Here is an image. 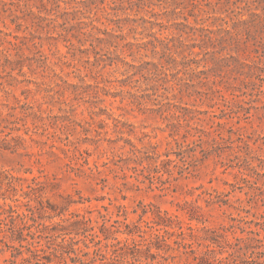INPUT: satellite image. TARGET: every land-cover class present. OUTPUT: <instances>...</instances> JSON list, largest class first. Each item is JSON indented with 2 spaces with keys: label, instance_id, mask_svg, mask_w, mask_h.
<instances>
[{
  "label": "trees",
  "instance_id": "1",
  "mask_svg": "<svg viewBox=\"0 0 264 264\" xmlns=\"http://www.w3.org/2000/svg\"><path fill=\"white\" fill-rule=\"evenodd\" d=\"M38 2L34 5L29 4L30 17L23 16V19L29 22L27 29L32 26L35 29L39 27L46 30L47 33L56 31L57 36L39 37L40 44L48 42L54 45L61 38L66 47L76 46L81 59L87 57L85 61L90 64L94 78L97 79L102 75L106 66L100 65V61H104L106 55L112 53L114 57H111L108 64L118 65L122 62L128 66L125 72H129L131 77L149 75L154 70H162L165 75L172 76V82L176 83L169 87V79H165L162 84L165 92L169 89L174 90L171 95L158 90V80H156L157 88L153 94L145 93L146 90L141 85L137 86L135 91H128L127 106L144 105L146 97L154 95V100L159 102L158 109H160L163 105L172 104L170 100L180 95L201 99L210 108L219 104L217 103L219 100L223 106L230 107L234 117L239 119L237 128L229 126L230 121L225 115H211L209 110L175 105L178 111L173 113L175 122L170 125V136L179 146H181L180 140L187 143V149L192 154L196 152L195 146H200L202 158L199 160L209 155H219L222 143L227 144L231 150L235 151V154L238 153L237 156H240L239 153L243 148L251 147L253 134L257 132V129L241 125L243 116L240 110L230 105L240 102L237 92L245 93L243 88H249L253 79L257 78L264 84V64L261 61L248 60L259 48L264 50V0H157V3L151 0H110V2L107 0H38ZM94 4L97 8L103 9L107 22L114 23L119 30L102 28L96 23L100 22V19L92 9ZM24 5L26 6V2ZM136 6L146 9L151 13L152 18H144V22H149L150 26L143 25L141 39L134 36V40H129V31L137 30L136 21L130 17V11ZM156 7L161 8L160 13L155 11ZM119 11L124 12L125 16H120ZM231 12L234 13V17L230 15ZM164 14L168 21L173 19L175 21L171 24L158 21L159 16L163 17ZM190 17H194L193 22H190ZM164 30H171V34L163 36ZM22 31L24 32V29ZM28 32L29 34L24 35L9 34L13 37L9 43L17 47L26 40L35 41L37 36L31 31ZM69 33L72 34L71 37L68 36ZM258 37H261V40ZM74 39L78 41V45L74 43ZM250 43L256 47L252 49ZM104 50L105 53H103ZM144 51H151L153 59L139 63L126 60L127 55L142 54ZM7 60L5 67L10 66L12 71L18 68L20 72H23L24 62L13 61L8 55ZM44 62L46 68L54 72V76L59 77L80 93L90 92L92 89L93 97L96 98L102 92L108 94L106 93L108 81L102 80L103 84L101 82L90 84L86 83L85 76H79L81 83H69L63 79V76L56 73L47 63V59H44ZM225 79L229 81L226 83ZM136 82L139 83L140 79ZM237 82L240 84L236 85ZM56 84L59 85V83ZM259 93L262 94L263 90H259ZM124 100L125 97L122 102ZM17 101L20 100L17 98ZM9 109L8 115H15L17 108L9 107ZM101 110L92 111L91 117L94 120L95 117L103 114H107L109 118L112 117L107 109ZM20 112L22 119L26 121V111ZM221 112L225 113V110L222 109ZM202 115L208 116V119L203 118ZM113 120L118 128L122 121L119 118ZM40 121L41 124L36 126L49 130L45 118L42 117ZM201 121L206 122L208 129L199 125ZM6 127L0 122V133H4ZM11 130H19V128L15 127ZM9 134L10 132L6 136ZM126 140L131 145L132 157L124 159L125 161H134L137 165L143 166V169L148 167L145 165L147 162L149 165H154L159 172L162 169L164 173L172 174V169L168 168L173 161L170 150L161 154L157 150V145L149 143V146L139 148L130 138ZM94 142L97 143V141ZM65 145L68 147L62 150L66 157H69L68 152L73 153L70 156V162L65 164L67 167L81 170L90 179H96L103 173L98 161L91 166L89 161L91 154L81 150L78 142L69 139V143ZM59 147L51 144L50 154L57 159L60 156L53 149ZM97 147L99 149V146ZM105 155L102 151L100 157ZM163 156L166 158L163 159ZM114 164L120 168L118 162ZM105 165L109 163L106 162ZM252 169L256 174L259 173L257 167ZM240 172L243 181L249 182L251 180L248 177L255 176L253 173H244L241 167ZM124 177L126 178L127 174ZM12 178L15 177L12 176ZM46 184L47 181L41 180L40 177L31 178L27 184L25 195L29 198L28 212L19 213L13 206L0 203V222L15 224L18 216L29 219L33 218V214L38 211L50 213L51 219L56 216L61 217V220L50 224L43 222L39 231L30 232L27 235L14 232L8 234L0 228V234H3L0 237V243L12 252V257L5 258L3 262L0 257V264H16L19 257H21L20 264H54L60 250L68 253L67 259H70L73 264H77L78 261L85 263L78 251L83 252V256H87L91 264H264V215L261 217L262 220L258 221H249L242 216H230L231 222L218 228L206 225L209 221L207 214L215 207L227 206L239 211L246 210L235 206L228 198L230 194L236 192L232 184L233 189L230 191L217 193L215 196L203 191L196 200H186L183 204H178V210L183 212L186 219L179 214L162 210L154 203H140V212L138 209H133V212L138 214V218L131 222H128L127 206L123 204L115 205V211H111L109 206L102 205L101 208L88 211L90 215L70 212L69 216L63 217L75 201L72 200L71 194L60 193L62 199L60 204L49 202L45 205L43 200L38 198L46 192ZM252 187L256 191L260 189L258 186ZM118 189L121 193L123 192L121 187ZM247 195L250 196V201L254 199L255 194L251 196L247 192ZM32 198H35L38 204L32 205ZM122 198L126 199L127 195H122ZM201 198L209 209L198 204ZM237 201L243 202L241 198ZM95 211L98 213L97 219L91 216ZM16 212L18 214L14 216ZM246 212L249 211L246 210ZM194 221L197 223L196 226L193 225ZM200 224L202 226H199ZM149 230L154 232L146 237ZM238 232L242 235L237 236ZM230 234L233 235V239L229 238ZM119 235H126V237L120 239ZM81 236L83 238H78ZM171 236H175L174 245L169 242ZM67 237H69L68 240ZM58 238H62L63 241L58 242ZM43 239H45L44 244L41 243ZM24 241L28 243L25 244ZM14 242L19 244L16 245ZM80 242L84 244V247L79 245ZM66 244L78 245V247L67 249ZM63 254L64 252L61 253ZM64 260L66 262L62 264H70L66 257ZM59 262L55 264H61Z\"/></svg>",
  "mask_w": 264,
  "mask_h": 264
},
{
  "label": "rangeland",
  "instance_id": "2",
  "mask_svg": "<svg viewBox=\"0 0 264 264\" xmlns=\"http://www.w3.org/2000/svg\"><path fill=\"white\" fill-rule=\"evenodd\" d=\"M151 1L157 3V0ZM37 3H39L38 0H0V122L7 126L4 129L5 132L0 133L1 204L13 206L19 213L28 212L29 198H26L25 195L27 184L31 178L40 177L41 180L47 181L46 192H43L42 197L38 198L43 200L45 205H48L49 202L60 204L62 201L60 193L71 194V198L75 202L63 217L69 216L70 212L86 214L88 211L101 208L102 205L109 206L111 211H115V205L123 204L127 206L128 222H131L138 218V214L134 213L133 209H138L140 212V203H154L162 210H168L171 214H179L183 219H186L183 212L178 210V204H183L186 200H196L203 191L212 193L213 196L217 193L230 191L234 185L236 192L230 194L228 198L235 206L249 212L227 206L215 207L210 209L207 214L209 221L206 222V225L216 228L228 225L231 222L230 216H242L249 221L262 220L261 217L264 215V84L261 80L253 79L249 88H243L245 93L237 92L240 102L230 105L232 108L240 110V114L243 116L240 121L241 125L257 129V132L253 134L251 147L243 148L239 153L240 156H237L238 153L235 154V151L231 150L227 144L222 143L219 155L213 154L199 160L202 158L200 146H195L196 152L192 154L187 149V143L180 140L181 146H179L170 136V125L175 122L173 113L178 111L175 105L209 110L211 115H225L230 121L229 126L237 128L239 119L234 117V112L230 107L223 106L219 100L217 102L219 104L210 108L201 99L180 95L178 98L170 100L172 104L163 105L160 109H158L160 104L154 100V95L147 96L144 105L127 106L128 91H135L137 86L141 85L146 90L145 93L153 94L157 88L156 80L159 82L158 90L161 93L165 92L162 85L165 79H169V87L176 83L172 82V76L165 75L162 70H154L149 75L131 77L129 72H125V68L128 66L122 62H119L118 65L108 64L111 57H114L112 53L106 55L104 61H100V65L106 66L102 75L97 79L94 78L90 64L85 61L87 57L81 59V54L76 46L66 47L61 38L54 45H50L48 42L40 44L41 38L39 37L57 36L56 31L52 30L47 33L46 30L39 27L35 29L32 26L27 29L29 22L25 21L23 16L30 17L29 4ZM92 7L100 19V22H96L100 27L119 30L114 23L107 22L101 7L97 8L95 4ZM34 9L37 10V8ZM155 11L160 13L161 8L156 7ZM119 15L125 16V13L119 11ZM230 15L234 17L233 12ZM151 16V13L146 9L137 6L130 11V17L136 21L137 30L129 31V40H134V36L141 39L143 35L140 33L144 30L143 25L150 26L149 22H144V18L149 19L152 18ZM153 19L155 18L153 17ZM158 21L171 24L175 19L168 21L164 14L163 17L159 16ZM193 21L194 17H190V22ZM19 28L21 30H18ZM28 31L37 36L35 41L26 40L17 47L9 43L13 39L9 34L24 35L29 34ZM125 31L128 30L125 29ZM169 34H171V30H164L162 35ZM68 36L71 37L72 34L69 33ZM259 38L261 40V37ZM73 41L75 44H79L76 39ZM250 45L252 49L256 47L253 43ZM105 52L104 50L103 53ZM7 55L13 61L24 62L23 72H20L18 68L12 71L10 66H4L8 61ZM91 56L93 58V54ZM152 57L151 51H144L142 54L127 55L126 60L139 63L151 60ZM44 59H47V63L56 73L63 76V79L69 83H81L79 76H85L86 83L90 84L99 82L103 84L102 80L108 81V92H106L108 94L102 92L96 98L93 97L92 89L90 92L80 93L74 87L60 80L59 77L54 76V72L46 68ZM248 60L261 61L264 64V50L259 48ZM137 79H140L139 83L136 82ZM224 81L227 83L229 80L225 79ZM238 84L240 83L237 82L236 85ZM259 90H263V93L260 94ZM172 91L174 90L169 89L165 93L171 95ZM124 97L125 100L122 102ZM17 98L20 101H17ZM124 106L126 108H123ZM9 107L17 108L15 115H8ZM101 109H107L112 117L109 118L107 114H103L100 117H95V121L91 117V113L94 110L102 111ZM222 109L225 110V113L221 112ZM20 111H26V121L22 119ZM42 117L45 118L49 130L36 126L41 124ZM202 117L208 119V116L202 115ZM114 118H119L122 121L118 128L115 126ZM101 119L103 121H100ZM199 125L205 129L209 127L204 121L199 122ZM15 127L19 130H11ZM162 129H166V131H162ZM8 132L10 134L6 136ZM126 138L133 140L139 148L152 143L158 146L157 150L161 154L170 150V157L173 161L168 168L172 169V174L164 173L162 169L159 172L154 168V165H149L147 162L145 165L148 167L143 169V166L137 165L134 161H125L124 159L132 157L130 154L131 145L127 143ZM69 139L78 142L81 150H86L91 154L89 158L91 166H94L95 161H98L103 173L96 179H90L81 170H74L65 165L70 162V156L73 154L68 152L69 157H66L62 150V148L68 147L65 143H69ZM51 144L60 146L53 149L59 154L58 159L50 154ZM71 147L73 148V146ZM102 151L106 155L100 157ZM106 162L109 165L104 166ZM114 162H118L120 168ZM240 167L245 171L244 173L255 175L248 177L251 181L242 180ZM252 167H257L259 173L256 174ZM125 174H127L126 178ZM252 186H258L260 189L256 191ZM118 187L123 189L122 193ZM247 192L251 196L255 194L252 201L249 200L250 196L247 195ZM122 195H127V198L123 199ZM238 198H241L243 202L237 201ZM32 199V205L38 204L35 198ZM198 204L209 209L202 198ZM18 212L14 213V216H17ZM211 214L213 216H210ZM91 216L97 219V211L93 212ZM32 217L23 219L18 216L15 224L0 222V228L8 234L14 232L27 235L30 232L39 231L43 222L50 224L61 220V217L58 216L51 219L50 213L39 211ZM193 225L196 226L197 223L194 221ZM152 232L154 230H149L146 237H149ZM2 235L0 234V237ZM236 235L242 234L238 232ZM125 237L126 235H119L120 239ZM68 238L66 239L68 240ZM78 238H83V236ZM229 238L233 239V235L230 234ZM174 239L175 236H171L169 239L171 245H174ZM57 241L62 242L63 239L58 238ZM54 242L56 241L54 240ZM24 243L28 242L24 241ZM41 243L44 244L45 239L41 240ZM14 244L18 245L19 243L14 242ZM79 245L84 247L81 242ZM65 246L67 249L78 247V245L71 246L69 244ZM0 248H3L0 250L2 262L5 258L12 257L11 250L3 246L2 243H0ZM90 250L92 251V249ZM63 252L64 256L61 255ZM78 254L85 260V263L78 261L77 264H91L87 256H83V252L78 251ZM57 255L55 263L66 262L64 260L66 257L67 262L73 264L70 259H67L68 253L65 251L60 250ZM20 258L16 264H20Z\"/></svg>",
  "mask_w": 264,
  "mask_h": 264
}]
</instances>
